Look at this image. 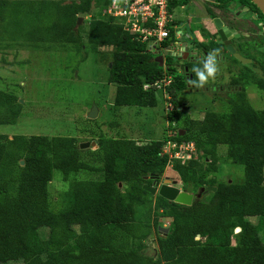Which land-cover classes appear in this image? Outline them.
Masks as SVG:
<instances>
[{
  "label": "trees",
  "instance_id": "trees-1",
  "mask_svg": "<svg viewBox=\"0 0 264 264\" xmlns=\"http://www.w3.org/2000/svg\"><path fill=\"white\" fill-rule=\"evenodd\" d=\"M214 1L225 11L234 0ZM236 1L264 20L250 0ZM187 3L173 0L170 10ZM109 4L110 0H73L66 5L63 0H40L26 6L23 1H5L3 31L10 35L24 26L41 45L64 43L81 49L85 37L93 51L113 47L108 81L116 86L114 106L157 107L162 89L155 83L171 77L165 91L178 111V96L192 85L188 76L194 79L192 69L201 63L186 64L166 55L160 66L155 59L162 53L148 52L117 19L104 15ZM82 13L90 17L86 31L78 26ZM170 44L165 41L162 46ZM239 46L254 62L242 65L227 52L240 66L231 85L241 87L229 99L228 111L205 112L203 119L190 122L185 135L180 130L172 138L196 148L191 160L172 165L185 193L194 196L190 206L144 189L160 182L168 168L161 141L140 144L101 134L97 149L81 150L71 137L9 139L0 134V264H264V109L255 110L246 94L250 85L264 94V44L262 50L253 48L261 58ZM203 47L209 52L210 46ZM181 66L188 73L181 72ZM21 112L19 100L0 91V126L16 125ZM174 117L169 113L171 123ZM219 162L242 166L243 182H220ZM92 174L98 179L79 178ZM55 178L65 186L57 197L50 190ZM202 188L216 190L198 198ZM160 218L170 220L167 233H160ZM153 233L155 254L149 255L145 242Z\"/></svg>",
  "mask_w": 264,
  "mask_h": 264
},
{
  "label": "rangeland",
  "instance_id": "rangeland-1",
  "mask_svg": "<svg viewBox=\"0 0 264 264\" xmlns=\"http://www.w3.org/2000/svg\"><path fill=\"white\" fill-rule=\"evenodd\" d=\"M5 1H23L26 6H29L40 0H0V91L14 95L22 105V112L16 125L0 126V134L8 136L9 139L16 135L47 136L55 139L71 137L77 141L79 147L81 144L89 143L90 147L87 149L95 150L97 138L103 134L113 138L132 139L140 144L161 141L163 149L168 151L167 144L173 143L172 138L178 131H183L185 135L190 122L203 119L205 112H227L229 99L235 92L241 90V87L231 85V79L237 76L240 66L234 64L231 61V55L221 48L222 57H226V61L218 63V72L215 77L204 86L197 88L191 85L187 91L178 96V111H174L170 96L165 91L167 87L163 86L160 90L162 92L158 94V105L155 108L116 107L113 104L116 86L108 81L109 67L116 52L115 48L100 47L97 51H93L85 37L81 49L64 43L41 45L37 44L33 38L31 39L28 29L25 30L24 26L14 34L10 32L8 35L3 31L6 24L1 18L2 2ZM72 1L63 0V5L70 4ZM210 3V0H189L186 10L175 9L173 13L178 18H185L186 22L189 19H194L196 22L203 17ZM239 5L238 1H231L224 6L225 14L219 13L217 16L222 15L232 22L231 25L239 26L241 35L252 30L258 31L256 25L258 21L233 17V10L239 11ZM228 7H230L229 11ZM189 15L194 17L191 18ZM89 19L90 17L85 14L78 26L86 31ZM209 27L212 28L211 24ZM203 33L210 35L204 30ZM258 38L256 35L250 37L255 41H258ZM250 39L241 38V43L249 50V55L254 51ZM236 44L240 47L239 43ZM241 53L245 57L246 53ZM253 54L262 57V54L256 51ZM204 58L198 55L197 62L201 63ZM253 69L256 71L255 68ZM188 78L192 79L191 76ZM246 94L255 110L264 109L263 93L250 85L246 89ZM94 106L98 111L97 116L94 119H88V114ZM172 112L175 115L173 123L169 119V113ZM185 147L188 146L185 145ZM172 165H168L163 180L175 182L171 186L178 187L182 193H185L183 183ZM218 166L217 179L220 182H243L242 166L221 162ZM58 175L59 173L55 171L54 176L59 177ZM79 178L95 180L98 176L96 174L79 175ZM64 188L61 179L55 178L50 185L52 196L57 197ZM251 221L256 223L257 219ZM158 224L160 233H166L170 220L160 218ZM47 234L46 231L42 232L44 238ZM155 237L153 233V237L145 242L149 244L147 250L149 255L155 254Z\"/></svg>",
  "mask_w": 264,
  "mask_h": 264
},
{
  "label": "built area",
  "instance_id": "built-area-1",
  "mask_svg": "<svg viewBox=\"0 0 264 264\" xmlns=\"http://www.w3.org/2000/svg\"><path fill=\"white\" fill-rule=\"evenodd\" d=\"M172 1L110 0L104 15L117 19L126 33L147 46L148 52L155 55L164 54L181 44L179 29L174 25V13L170 10ZM165 41H169L171 44L167 47L162 46ZM171 82L172 78L169 77L155 83V87L160 90L162 86L166 87ZM148 87L145 85L144 88ZM185 145L188 147L184 148ZM167 150L163 149V154L168 156L170 163L174 161L185 163L192 159L195 147L192 143L168 142Z\"/></svg>",
  "mask_w": 264,
  "mask_h": 264
},
{
  "label": "flooded vegetation",
  "instance_id": "flooded-vegetation-1",
  "mask_svg": "<svg viewBox=\"0 0 264 264\" xmlns=\"http://www.w3.org/2000/svg\"><path fill=\"white\" fill-rule=\"evenodd\" d=\"M210 5H208L209 7V10H205L207 11L210 15H218L216 13L217 10H221V9H218V8H215L217 6V3L214 1V0H210ZM252 3V2H251ZM240 6V10L237 11L238 12V15L235 14L233 12V17L236 19H242V18H247L251 21H258V24L257 27H258V31H253L252 32H249V33H245L243 35H241L242 33H240V30H239V26L237 27L235 24L234 25H231L232 22L228 19H226L225 17L223 16H220L222 17V21L224 23V26L228 29V30H233L232 32V35L233 38L231 39V42H232V45L235 47L236 51L239 53V54H242L238 45L236 43H239L240 45H244L243 43H241V38L245 37L246 39H250V37L252 35H256L258 36V41H255L253 39H250L251 41V44L253 46V48H256L258 50H262V48L260 46V44H264V20L261 19L260 17V13L259 12H255L250 6H247L245 4H241L239 5ZM260 11V10H259ZM221 12V11H220ZM227 12V11H226ZM207 13V14H208ZM219 17V16H218ZM217 17V18H218ZM217 18H211V26L212 27H216L213 20L217 19ZM257 29V28H256ZM210 35H208L207 39H206V42L204 44H201L199 41H197L196 39L193 38V35L192 36H187V38L190 40L189 43L186 44L187 48H189L188 52H186L187 54V57H186V62L188 64H191V63H197V59H198V55L200 57H206L210 52H212L213 50H218V54H217V60H218V63L219 62H225L226 61V57H222V53H221V48L225 50V52L227 53V49L222 41V39L220 37H218V30L217 28H215V32L213 33H209ZM195 37V36H194ZM191 38V39H190ZM203 45H207V46H210V50L209 52H206ZM219 45H223V47H219ZM260 52V51H259ZM261 53V52H260ZM228 54V53H227ZM263 54H264V48H263ZM200 59V58H199ZM254 61H252L251 64H248V65H252ZM186 73H188V68L186 67ZM179 109V107H178ZM164 183V180H161L160 182H155L152 184V186H157V188L159 189L161 185H163ZM175 182H172L171 184H173ZM178 188V187H177ZM180 189V188H178ZM181 191V190H180Z\"/></svg>",
  "mask_w": 264,
  "mask_h": 264
},
{
  "label": "water",
  "instance_id": "water-1",
  "mask_svg": "<svg viewBox=\"0 0 264 264\" xmlns=\"http://www.w3.org/2000/svg\"><path fill=\"white\" fill-rule=\"evenodd\" d=\"M252 2L253 5H255L258 10H260V12L264 15V0H250ZM85 16V14H80L79 15V19H78V25H80L83 17ZM214 24L218 30V37H220L227 49V51L238 61H240L241 63H243V65H248L252 63L251 59L245 58L243 57L241 54H239L236 49L233 47L231 39L233 38L232 32L233 30H228L226 27H223L222 22L220 21V19H215L214 20ZM186 36L187 33H185ZM180 43H182V49H181V54L182 53H186L188 52L189 48H187L186 44L190 42V40H182L181 38L179 39ZM166 55H170L172 57H176L179 60L183 59L186 61V58H182V56L180 55H176L174 52H172L170 50V52H166L163 55H159L155 61L160 63V66H163V62H164V56ZM186 68H184L183 66L181 67V70H185ZM21 103V102H20ZM97 108L96 106H94L90 113L88 114V119H94L97 116ZM184 132H181V135H183ZM90 147L89 143H85V144H81L80 145V149H87ZM21 165H24V162H21ZM172 183V182H171ZM170 181H166L164 183V185H162L159 189L157 188V186H148L145 185L144 189L146 191H148L149 193H151L152 195H157L159 194V196L163 197L164 199L170 201V202H175L181 205H185V206H190L193 202L194 196L192 194H188V193H182L180 191V189L176 188V187H172L171 186ZM168 184V185H167ZM171 186V187H170ZM215 188H207V189H201L200 190V194L197 195L198 198H201L203 194L209 192V191H215ZM168 232V230L166 231V233Z\"/></svg>",
  "mask_w": 264,
  "mask_h": 264
},
{
  "label": "crops",
  "instance_id": "crops-1",
  "mask_svg": "<svg viewBox=\"0 0 264 264\" xmlns=\"http://www.w3.org/2000/svg\"><path fill=\"white\" fill-rule=\"evenodd\" d=\"M188 3H189V0H188ZM188 3H187V5H188ZM187 5L185 6V7H187ZM184 7V9L186 10V8ZM231 7V6H230ZM230 7H228L227 9H228V11L230 10ZM177 9H180V8H177ZM184 9H181V10H183L184 11ZM221 11V12H220ZM233 12L235 13V14H237L238 15V12H237V10H233ZM208 12L206 11L205 13H204V15H203V17L199 20V21H197L196 20V22H195V20L194 19H189V21H187L186 22V19L185 18H178V17H176L175 15H174V25L177 27V29H179V35H180V38L182 39V40H189L188 38H189V36H192L193 35V38L194 39H196L197 41H199L201 44H204L205 42H206V38H208L207 36L208 35H205L204 33H203V30L204 31H207L208 33H213V32H215V28L214 27H212L211 29H210V22H211V18H212V15H210L209 13L207 14ZM216 13L219 15V13H222V14H225V11L223 10V9H221V10H217L216 11ZM222 16V15H221ZM189 17H191V18H193L194 16L193 15H189ZM217 19H220V21L222 22V25H223V27H225L224 26V23H223V21H222V17H218ZM194 22V23H193ZM213 22H214V20H213ZM185 33H187V35H188V38H187V36H186V34ZM195 36V37H194ZM191 39V38H190ZM204 42V43H203ZM234 47V46H233ZM235 48V47H234ZM180 49H182V43L180 44V46H175V47H173V49H172V51L176 54V55H178V54H181V50ZM187 57V54L186 53H182V58H186ZM182 61H185V60H183V59H181Z\"/></svg>",
  "mask_w": 264,
  "mask_h": 264
},
{
  "label": "clouds",
  "instance_id": "clouds-1",
  "mask_svg": "<svg viewBox=\"0 0 264 264\" xmlns=\"http://www.w3.org/2000/svg\"><path fill=\"white\" fill-rule=\"evenodd\" d=\"M185 6L180 7L183 9ZM181 50V49H180ZM172 51V50H171ZM170 52V51H169ZM173 52V51H172ZM218 50H213L210 52L201 62L200 66L193 67L192 72L195 74V78L190 80V83L194 87L204 86L210 79L214 78L218 72V60H217ZM182 56V54H178ZM186 163V162H185ZM173 164L169 162L168 165ZM183 164V163H182ZM163 180V179H162ZM165 182V180H164ZM182 182V181H181ZM237 231H239L237 229Z\"/></svg>",
  "mask_w": 264,
  "mask_h": 264
}]
</instances>
